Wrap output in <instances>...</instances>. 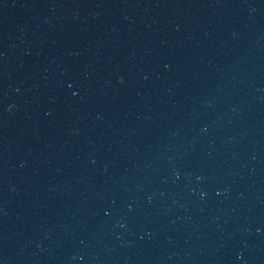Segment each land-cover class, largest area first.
<instances>
[{"label":"water","instance_id":"water-1","mask_svg":"<svg viewBox=\"0 0 264 264\" xmlns=\"http://www.w3.org/2000/svg\"><path fill=\"white\" fill-rule=\"evenodd\" d=\"M0 264H264V0H0Z\"/></svg>","mask_w":264,"mask_h":264}]
</instances>
